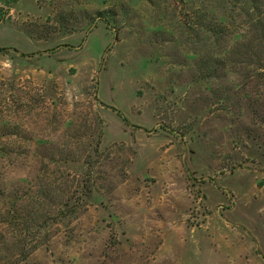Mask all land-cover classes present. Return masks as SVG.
<instances>
[{"label": "rangeland", "instance_id": "374dc122", "mask_svg": "<svg viewBox=\"0 0 264 264\" xmlns=\"http://www.w3.org/2000/svg\"><path fill=\"white\" fill-rule=\"evenodd\" d=\"M212 5L223 13L210 0H2L0 189L34 183L36 147L68 124L103 130L85 209L17 264H264V122L246 100L264 86L243 89L240 66L194 73L207 43L195 12ZM226 85L223 103L211 89ZM87 168L70 165L69 181Z\"/></svg>", "mask_w": 264, "mask_h": 264}, {"label": "trees", "instance_id": "16d2710c", "mask_svg": "<svg viewBox=\"0 0 264 264\" xmlns=\"http://www.w3.org/2000/svg\"><path fill=\"white\" fill-rule=\"evenodd\" d=\"M210 1H217L223 13L216 14L213 5L204 16L199 14L200 10L195 12L194 27L206 33L207 43L204 52L193 49L190 61L195 66L194 73L216 78L219 72L240 66L247 69L243 74V89L252 77L264 86V0ZM97 13L100 17L101 12ZM230 25L239 30L230 29ZM248 67L253 69L248 70ZM211 92L219 94L221 101L227 103L232 88L226 85L220 91L212 88ZM246 100L253 120L264 122V91L257 96H247ZM256 105L261 106L262 113L257 111ZM97 122L95 130L94 127L77 126L75 122L68 124L61 135L63 141H42L36 147L41 156L34 183H29L24 190L0 189V199L4 203L0 209L3 226L0 229V264L21 262L45 244L57 232V227L67 228L69 220L85 209L95 186L89 168L94 164V151L98 152L103 132L101 120ZM92 137H95V146L85 141ZM73 163L88 168L84 169L83 176L69 181L66 169Z\"/></svg>", "mask_w": 264, "mask_h": 264}, {"label": "crops", "instance_id": "0c3cea01", "mask_svg": "<svg viewBox=\"0 0 264 264\" xmlns=\"http://www.w3.org/2000/svg\"><path fill=\"white\" fill-rule=\"evenodd\" d=\"M1 3H2V0H0V6H1ZM1 24H2V23H1V20H0V28H1Z\"/></svg>", "mask_w": 264, "mask_h": 264}]
</instances>
